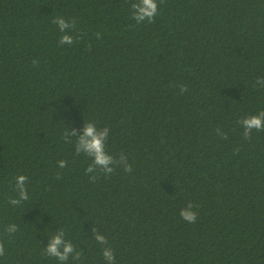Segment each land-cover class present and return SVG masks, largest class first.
<instances>
[{"label": "trees", "instance_id": "1", "mask_svg": "<svg viewBox=\"0 0 264 264\" xmlns=\"http://www.w3.org/2000/svg\"><path fill=\"white\" fill-rule=\"evenodd\" d=\"M133 2L0 0V264H59L44 254L59 228L82 252L66 264H105L92 229L116 264H264V131L239 123L264 111V0H157L140 24ZM83 121L130 173L89 180L62 138ZM18 174L29 199L11 205Z\"/></svg>", "mask_w": 264, "mask_h": 264}, {"label": "clouds", "instance_id": "2", "mask_svg": "<svg viewBox=\"0 0 264 264\" xmlns=\"http://www.w3.org/2000/svg\"><path fill=\"white\" fill-rule=\"evenodd\" d=\"M162 2V0H161ZM132 18L137 24L147 21L148 23L154 22V19L158 13L157 0H134L131 4ZM52 23L56 24L61 35L58 43L61 45H72L74 43V37L70 34V29H74L76 26L75 20H65L63 17H54ZM97 38L100 37V33H96ZM78 39V38H77ZM37 64V61H33ZM264 81V78L257 77L256 86ZM180 93L188 91L186 85H180ZM239 123L243 129V138L250 139L253 130L256 132L264 131V111H260L256 114H251L242 117ZM110 129L108 127L98 128L92 121H83V128L81 132H77L75 128H66L62 133V138L65 144H73L74 152L76 155L83 154L89 158L90 163L84 169L86 174L89 175V180L95 182L99 174L103 173L105 177L112 174L117 167H122L124 172L130 173L132 171V165L128 163L126 155L121 152L118 156H113L106 150L105 141L109 137ZM217 135L222 139H227V133L216 129ZM74 137V141L69 139ZM58 167L63 169L66 167L67 162L65 160H59ZM57 179L60 178L57 174ZM28 177L22 174H18L15 177L14 191L17 193L15 197H10L8 203L11 205H18L21 201H27L29 195L26 189V182ZM198 205H194L192 202H188L185 207L179 210V216L182 220L194 224L197 220L198 213L194 210ZM16 224H9L6 226V233L11 234L17 231ZM95 241L102 245L101 255L105 261V264H116L114 250L108 246V239L102 233L92 229ZM44 254L46 257L55 258L59 264H66L71 257L76 261H80L82 258V252L77 250L70 240L65 239V231L59 228L54 235H52L44 248ZM4 255V245L0 242V256Z\"/></svg>", "mask_w": 264, "mask_h": 264}]
</instances>
